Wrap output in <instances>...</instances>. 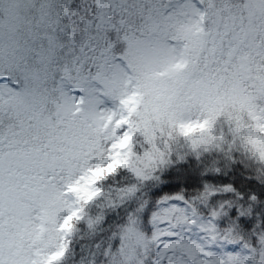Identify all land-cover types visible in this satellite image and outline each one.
Returning <instances> with one entry per match:
<instances>
[{"label": "snow or ice", "instance_id": "1", "mask_svg": "<svg viewBox=\"0 0 264 264\" xmlns=\"http://www.w3.org/2000/svg\"><path fill=\"white\" fill-rule=\"evenodd\" d=\"M0 264H264V0H0Z\"/></svg>", "mask_w": 264, "mask_h": 264}]
</instances>
